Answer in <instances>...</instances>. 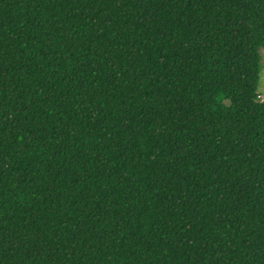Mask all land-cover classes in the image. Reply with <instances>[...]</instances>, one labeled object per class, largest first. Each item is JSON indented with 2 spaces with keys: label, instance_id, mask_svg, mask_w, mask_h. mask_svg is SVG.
I'll use <instances>...</instances> for the list:
<instances>
[{
  "label": "trees",
  "instance_id": "obj_1",
  "mask_svg": "<svg viewBox=\"0 0 264 264\" xmlns=\"http://www.w3.org/2000/svg\"><path fill=\"white\" fill-rule=\"evenodd\" d=\"M264 0H0V264H264Z\"/></svg>",
  "mask_w": 264,
  "mask_h": 264
},
{
  "label": "rangeland",
  "instance_id": "obj_2",
  "mask_svg": "<svg viewBox=\"0 0 264 264\" xmlns=\"http://www.w3.org/2000/svg\"><path fill=\"white\" fill-rule=\"evenodd\" d=\"M261 60L263 67L259 76L258 96L261 97V99H264V51L261 52Z\"/></svg>",
  "mask_w": 264,
  "mask_h": 264
},
{
  "label": "built area",
  "instance_id": "obj_3",
  "mask_svg": "<svg viewBox=\"0 0 264 264\" xmlns=\"http://www.w3.org/2000/svg\"><path fill=\"white\" fill-rule=\"evenodd\" d=\"M259 98H260V101H261V102H264V99H261V97L258 96V99H259Z\"/></svg>",
  "mask_w": 264,
  "mask_h": 264
}]
</instances>
